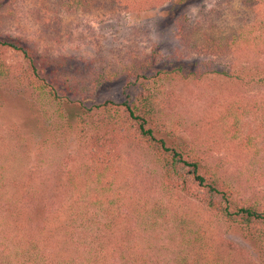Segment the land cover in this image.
I'll list each match as a JSON object with an SVG mask.
<instances>
[{
    "label": "rangeland",
    "instance_id": "obj_1",
    "mask_svg": "<svg viewBox=\"0 0 264 264\" xmlns=\"http://www.w3.org/2000/svg\"><path fill=\"white\" fill-rule=\"evenodd\" d=\"M173 1L137 7L102 0L88 10L67 11L55 0H0V37L11 38L33 59L43 61L47 74L54 75V68L66 71L69 79L82 81L89 91L93 89L90 83L93 73L98 76L121 73L125 65L152 53L158 54L163 62H203L201 70L206 79L200 85L186 87L182 82L166 85V89L174 92V100L164 117L168 123L179 124L183 137L193 141L200 156L220 170L239 197L255 199L264 205V137L257 130L263 115L245 113L234 117L236 129L232 131L223 126L221 119L226 101L235 100L248 109L256 101L260 107L264 89L225 82L214 73L238 65L264 67V53H241L230 47L225 50L223 46L232 33L243 32L249 38L257 35L253 34L254 23L257 19L264 21V0L256 8L244 5L246 0H187L174 14ZM180 22H184V35L192 50L177 34ZM4 59L9 65L25 66L20 51L9 49ZM12 82V78L5 80V87L12 88ZM123 87L121 79L102 82L85 101L121 103L126 99ZM7 91L2 89L1 93L8 99L5 113L0 114V137L10 139L9 124L21 115V100L26 97L13 89ZM248 136L254 142L250 145L252 149L246 151L240 140ZM4 142H0L4 149L0 150V264H12V195L20 194L18 198L25 206L38 202L45 214L57 208L68 193L61 173L66 167L79 164L75 154L78 146L76 140H68L37 156L33 148L27 155L21 147L14 149L11 140L10 147L4 148ZM120 155L119 188L113 187L114 194L121 198L119 222L109 262L171 264L186 254L201 262L204 254L223 245L239 249L252 264H264V252H255L239 230L211 215L194 197L181 194L178 200L173 199L164 190L162 171L149 152L123 146ZM15 182L22 185L20 192L11 186ZM32 226L37 232L40 230L37 223ZM198 234L202 239L195 244ZM55 249L57 264H81L78 259L83 256L82 251L72 252L65 260L73 248L60 242Z\"/></svg>",
    "mask_w": 264,
    "mask_h": 264
},
{
    "label": "trees",
    "instance_id": "obj_2",
    "mask_svg": "<svg viewBox=\"0 0 264 264\" xmlns=\"http://www.w3.org/2000/svg\"><path fill=\"white\" fill-rule=\"evenodd\" d=\"M109 1L141 7L145 3L158 4L166 0ZM260 1L246 0L244 5L256 8ZM55 2L67 11H82L102 0ZM186 2L173 1L175 9L171 13L174 14ZM183 23L180 22L177 34L192 50L189 39L184 35ZM254 24L253 34L257 35L249 38L243 32L232 33L223 43L225 50L230 47L232 51L241 53H264V21L257 19ZM9 49L21 52L25 66L9 65L5 61L4 55ZM156 55L152 53L132 61L122 68L121 73L100 76L93 73L90 80L93 89L89 91L82 81L69 79L66 71L54 68V75L47 74L43 61L33 59L23 46L11 38L0 37V114L5 113L8 99L1 94L2 89H13L26 97L21 100L23 107L19 104L21 115L9 124L11 130L8 125L10 139L0 137V142L6 140L4 148H8L11 140L15 144L14 149L21 147L30 155L33 148L34 154L42 156L68 140H76L78 150L75 154L79 163L62 171L64 188L68 193L62 204L53 207L48 214L39 209L38 202L25 206L18 198L20 194L12 195V264H57L54 251L60 242L69 249L73 248L65 255V260L70 258L72 252L79 254L82 251L83 256L78 259L81 264L87 260L90 264H116L115 261L109 262L108 255L111 242L117 238L118 201L121 198L118 193L114 194L113 187L119 188L117 170L123 146H133L153 156L162 171L163 188L173 199L178 200L181 194L194 197L211 215L239 230L255 252H264V205L255 199L239 197L235 188L222 177L220 170L200 156L193 141L189 142L183 137L179 124L168 123L164 117V112L172 108L174 100V92L166 89V85L171 82H182L186 87L200 85L206 79V74L201 70L203 62H163ZM214 73L225 82L245 86L251 84L264 89V67L238 65L230 70L223 67ZM10 78L14 82L10 85L12 88H7L4 82ZM117 79L124 83L126 99L123 102L105 100L99 104H89L85 101L87 95L94 93L102 82ZM226 102L221 117L223 126L230 127L232 131V128L236 129L234 117L259 113L263 119L257 130L264 137V98L260 107L254 101L250 109L235 100ZM240 141L246 151L252 149L253 138L243 137ZM11 186L19 192L22 189L20 182ZM35 223L40 225L38 232L32 226ZM199 236L193 243L197 244L202 239ZM171 264L252 262L239 249L222 245L204 254L201 262L186 254L180 261Z\"/></svg>",
    "mask_w": 264,
    "mask_h": 264
}]
</instances>
